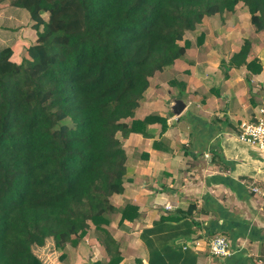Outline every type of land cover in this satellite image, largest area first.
I'll return each instance as SVG.
<instances>
[{
	"label": "trees",
	"instance_id": "1",
	"mask_svg": "<svg viewBox=\"0 0 264 264\" xmlns=\"http://www.w3.org/2000/svg\"><path fill=\"white\" fill-rule=\"evenodd\" d=\"M10 1L29 11L37 40L20 62L0 48V264H43L37 251L49 242L65 263L67 245L90 231L119 264L109 226L127 171L123 139L167 128L157 114L135 116L150 78L186 53L187 31L240 3L264 31V0ZM251 47L246 38L229 66L260 73ZM120 212L131 221L137 208Z\"/></svg>",
	"mask_w": 264,
	"mask_h": 264
},
{
	"label": "crops",
	"instance_id": "2",
	"mask_svg": "<svg viewBox=\"0 0 264 264\" xmlns=\"http://www.w3.org/2000/svg\"><path fill=\"white\" fill-rule=\"evenodd\" d=\"M3 1L0 48L10 46L13 58L18 51L23 57L37 40L35 21L23 10L19 17L14 8L21 7L10 0L12 9L3 8ZM42 18L48 21L49 13ZM206 19L200 25L206 26ZM202 31L196 60H184L193 50L190 46L171 66L174 76L168 79L167 95L146 97L136 111L140 119L149 114L166 118L167 128L163 131L161 122H155L149 125V137L131 133L123 139L127 171L123 191L112 196L117 212L109 226L120 244L119 264H264V196L252 191L264 185V156L237 137L240 123L264 104V51L257 55L262 71L250 74L245 65L230 67L229 60L222 64L220 51L208 42L210 34ZM21 57L13 60L20 62ZM180 61L186 67L176 73ZM221 67L227 72L219 77L215 72ZM166 70L150 78L145 96L153 78ZM174 98L187 104L179 117L170 109ZM155 141L161 142L159 147ZM128 203L136 206L137 215L121 222L120 209ZM216 234L229 239V255L210 254L208 243ZM64 252L61 263L51 242L37 251L43 264L109 262L91 231Z\"/></svg>",
	"mask_w": 264,
	"mask_h": 264
},
{
	"label": "rangeland",
	"instance_id": "3",
	"mask_svg": "<svg viewBox=\"0 0 264 264\" xmlns=\"http://www.w3.org/2000/svg\"><path fill=\"white\" fill-rule=\"evenodd\" d=\"M1 6H3V8L7 7V9L8 8L12 9L11 7L12 5L8 2V0H4L1 3ZM14 9H15L14 12L19 13L18 14L19 17H22L21 16L22 10L23 12L29 15V12L24 8H21V10L20 9L18 10L16 8ZM206 20H209L208 24L210 25L206 24V26H203V25L198 24L195 30L186 32L185 38L191 43V47L193 46L192 49L194 51L193 50L189 51L188 55L184 58V60H189L188 62L190 61L192 62L196 60V57L198 55L196 46H198L197 42H198L201 32H203L202 29L204 28H205V32L209 33L211 36L210 40L208 41L209 44L212 45L213 47H217L218 51H220L217 58L223 61L222 64L225 63L226 65V61L229 60L231 54L233 53V50L235 49L238 50L246 38L250 39L253 45V47H251L250 56L257 57V55L261 53V50L264 51V31L256 32L255 27L250 22V14L248 12V9L242 3L238 5L235 12H225L223 14H215L214 17L213 15L210 17H207ZM23 21L24 23H26L25 18H23ZM31 37L33 38V36ZM17 53L14 56V58L12 56V59L14 60L20 59L21 55L19 57L17 56ZM180 62L182 64V61ZM183 67H186V65L182 64L180 67L177 68L175 72L179 73L180 71L183 70ZM171 68L172 67H169L170 71L166 70L165 73H163L162 75H159L158 79L153 78L152 80L153 88L152 89L150 88V90L146 93L145 98L146 97L147 99L153 98L155 97L154 95H160V94L162 96L167 95L166 91L168 90V88H170V85L169 86L167 85L169 81L168 79L174 76V74L171 71ZM225 71L226 69L221 67L220 71L215 72V73L217 76L220 77L223 75ZM155 88L157 89L155 90ZM167 101L168 100H166V102ZM143 110L144 108L141 109V111Z\"/></svg>",
	"mask_w": 264,
	"mask_h": 264
},
{
	"label": "built area",
	"instance_id": "4",
	"mask_svg": "<svg viewBox=\"0 0 264 264\" xmlns=\"http://www.w3.org/2000/svg\"><path fill=\"white\" fill-rule=\"evenodd\" d=\"M237 137L241 142L259 150L264 156V104L259 106L249 119L240 123ZM252 191L264 196V185L253 186ZM208 246L212 256L225 257L230 254V242L225 235L212 236Z\"/></svg>",
	"mask_w": 264,
	"mask_h": 264
},
{
	"label": "water",
	"instance_id": "5",
	"mask_svg": "<svg viewBox=\"0 0 264 264\" xmlns=\"http://www.w3.org/2000/svg\"><path fill=\"white\" fill-rule=\"evenodd\" d=\"M171 102H172L170 106L171 112L175 117H179L187 106L186 102L182 99H177V98L172 99Z\"/></svg>",
	"mask_w": 264,
	"mask_h": 264
}]
</instances>
